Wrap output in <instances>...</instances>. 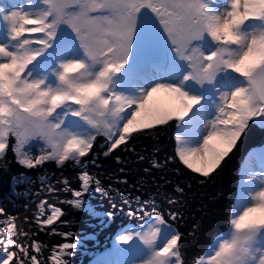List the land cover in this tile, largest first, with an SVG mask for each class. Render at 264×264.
<instances>
[{"label": "snow or ice", "instance_id": "6c2138e0", "mask_svg": "<svg viewBox=\"0 0 264 264\" xmlns=\"http://www.w3.org/2000/svg\"><path fill=\"white\" fill-rule=\"evenodd\" d=\"M160 126H174L173 155L153 158L151 167L176 161L200 184L218 173L250 127L264 129V0H22L0 6V171L12 162L41 169L35 178L13 174L10 193L0 198V264H69L65 257L79 240L69 242L74 233L59 231L57 225L68 221L49 198L69 193L72 198L59 203L111 221L113 212H95L84 196L119 189L104 188L89 167L99 168L101 155L123 163L115 153L135 154L136 137ZM66 168L75 171L78 187ZM19 185L27 187L19 192ZM174 191L184 189L177 184ZM128 195L141 207H129L126 215L139 222L122 226L95 264H188L189 245L175 226L182 213L149 211L142 195ZM20 197L23 205L15 202ZM2 199L31 211L22 217L28 229ZM164 199L179 203L171 195ZM199 228L194 224L189 235ZM40 233L62 242L49 246L37 239ZM191 264H264V147L248 152L240 166L227 230Z\"/></svg>", "mask_w": 264, "mask_h": 264}, {"label": "water", "instance_id": "95a60500", "mask_svg": "<svg viewBox=\"0 0 264 264\" xmlns=\"http://www.w3.org/2000/svg\"><path fill=\"white\" fill-rule=\"evenodd\" d=\"M162 127L163 126H160L158 132L161 130ZM249 130L250 129L246 131V133L238 142V145L234 150H238L241 147L240 142L243 141V139H245L246 137L250 138L251 134L248 132ZM251 132L255 133L253 131ZM262 133L264 136V132ZM157 134L160 138V141L167 140L165 134L162 136L161 134L159 135V133ZM254 141L255 143H257L259 140H254ZM248 148H246L242 152L240 158L235 163L230 161V156L226 158V160L223 162L222 167L219 170L220 172L218 171V173L211 180L207 181L206 188L202 184L198 183L195 176L191 174V177L194 180L192 181L191 179V182L188 183V186L190 185L189 189L195 190V194L196 195L200 194L201 198L203 199L206 198L205 202L207 204L203 207L199 206L195 210H191V212L194 215L193 218L195 217L196 221L186 220L184 215H182L181 217L182 220L179 219L176 222V225H179L178 227H181L182 232H185L186 234L184 235V241L189 246L185 249V251L189 250L192 253L196 251L192 259L195 256H198L201 250L203 249V247L207 246V244L212 240V238L214 237V233L212 231L214 226L216 228L220 227L222 231L228 228V219L231 210V204L234 200L235 197L234 195H236V191H237L238 162L241 158L244 159L248 151ZM102 158L104 161L98 163L100 165V170H102V172L97 171V169L99 168L93 167L95 174H97L99 179L102 181V186L104 188H107L108 185H112L114 189H119V191L100 193L95 191V189H93V191L90 194H86L84 196V199L85 201L88 202V205L95 210V212H101V213L109 212V211L113 212L114 215L111 221L107 220V218H104L102 220L100 216L91 215L87 210H76L67 203H63V204L59 203L60 200L71 199L72 197L69 193L61 192L58 197L49 198L50 203H53L56 206L61 207V209L63 210L64 215L62 216L61 219L68 221L67 225H63V224L57 225L59 231L61 232L71 231L72 233H74V236L70 238L69 242H76L77 240H79L78 246L76 250H74L73 255L71 257H65L69 261V264H95V262L98 260L96 259V257L100 253L99 251L101 250L103 251L105 247L103 243H106L107 241V235L109 230L115 227L119 228L118 230H120L122 226L128 223V221L134 219V218L130 219L126 215V213L129 207L133 209H138L141 207V205L137 203L134 199H132L128 195L129 193H131L132 197H134L137 194L142 195L143 200L145 202L144 206L146 210L150 211L151 207H155L159 210V208L162 207V205H159V203L157 204L152 202V201H156L154 196L157 194L159 195V192L153 191V189L149 190V184H147V181L142 179L139 175H136L135 169H134V173H132L131 176V173H129L131 172V170L128 167L129 165L126 164V160H124L123 162V164H126V167H124V165L122 166V163H117L115 158L110 159L111 162L116 164L117 166L116 169L118 171L121 168L124 169V171L120 173L124 175L123 178H126L127 183L121 184L116 182L117 177L113 174V169L107 164L106 162L107 157H102ZM127 162H129V160H127ZM143 162L144 161H141L140 163ZM48 165L51 166V169L53 170L56 169L54 164H48ZM48 165H45L44 167H47ZM178 165L183 169V173L181 176L184 180V183H186L188 177L187 173L189 172V170H187L184 166H181L180 164ZM103 170H107L108 171L107 174ZM88 171H92V167H89ZM27 172L29 173V176L32 178H35L38 173L34 170H28ZM2 173L3 171H0V179L2 178ZM73 175L74 176H70L68 178L72 183V187L76 188L78 187V182L74 179L76 175L75 171ZM160 180L161 179L158 178L152 179V181H154L153 183L155 184H161ZM24 186H25L24 187L25 190L27 186L26 185ZM173 195L174 194H172L171 196ZM14 199L15 202L19 205H23L24 203H26V200L23 197L14 198ZM178 201H179L178 205L181 208L185 207L187 209L188 206L195 207V205L189 199H187L186 196L179 197ZM113 205H115V207H113ZM33 206L35 207L34 204L31 205L32 208H34ZM13 209H17L21 211L23 215L27 214L31 216V211L25 213L23 208L12 207L11 210ZM173 210H177V209L174 207ZM184 220L187 223H183L182 221ZM138 222L139 221L137 220L136 223ZM76 223L77 226L73 227L72 225ZM194 224H199L200 228L196 232L195 236H190L189 233L192 231V226ZM32 226L36 229V226L34 224ZM99 237L101 239H99ZM37 239L45 242L49 246L54 244H59L62 242V237H60L59 235L49 236L44 233H40V236L37 237ZM48 254L49 253L47 250H45V252L43 253L45 257H47Z\"/></svg>", "mask_w": 264, "mask_h": 264}, {"label": "rangeland", "instance_id": "374dc122", "mask_svg": "<svg viewBox=\"0 0 264 264\" xmlns=\"http://www.w3.org/2000/svg\"><path fill=\"white\" fill-rule=\"evenodd\" d=\"M21 2H22V0H0V6H3L4 8L7 9V8L13 6V5H18ZM261 130H263V129H261ZM173 131H174V126H172V127L163 126L159 132L157 131V133H159V135L161 134V136L164 135V134L166 135V139L167 140H163V141H160V138H159V136H158V134L156 132L151 133V134H149L147 136H137V137H139V139L136 138L134 141L136 143L140 144L142 149H137L135 154L134 153H130L129 156L126 159L123 158V160H126V161L129 160L128 163H130V165L132 164L133 167L129 168L131 170V172H129V173H131V176H132V171H134V169L137 170V167H141L140 164H137V163L134 162L133 157L141 155V154L144 155L145 159L143 160L144 162L142 164L147 165V166H145V168L150 169L149 172L151 173V175L155 174V179H157V178L161 179L160 180L161 184L153 183V185L149 188V190L153 189V191L159 192V195L157 194V195L154 196L156 201H152V202L153 203H157V204L159 203V205H162V207H160L159 210H164L166 208L171 207V206H169L167 204L166 200L164 199L165 195L174 194L173 196H175L178 200H179V197L186 196L187 199H189L195 205V207L188 206L187 209H186L185 207L181 208L178 204L172 205V206H174L178 211H180L182 213V215H184L186 220H189V221L194 220V221H196L195 217L193 218L194 215L191 212V210H195L197 207H199V206L203 207V206H205L207 204L205 202L206 198H204V199L201 198L200 194H198V195L195 194V190H193V189L190 190L189 189L188 183L191 182V179H192V181L194 180L191 177L190 171L188 173L186 172L188 174V177H187L186 183H184V180H183V178L181 176L182 173H183V169L178 165V163L176 161L168 162L166 167H164L162 169H157V168H152L151 167L150 161L153 158H155L158 161H165L167 156L173 155V145H174V141H173V138H172ZM169 132H170V134H169ZM248 132L251 134L250 139H249V137L248 138L246 137L245 139H243V141L240 142L241 143V145H240L241 147L238 150H233V152L230 154V161L231 162H233V163L237 162L238 159L240 158L242 152L246 148H248L250 146H253L254 143H255L254 140H257L258 136L260 135V133H252L250 130ZM170 137H171V139H170ZM140 141H141V143H140ZM102 142L103 141L101 139L99 141V143H102ZM135 148H137V147H135ZM154 148L159 149V151L153 152ZM95 150L97 152H99L100 151L99 146H97ZM8 156H9V158H11V156H12L11 152L8 153ZM102 157H103L102 155L98 157V163H101L103 161ZM242 159L243 158H241L239 160V162H238V168H239V163L242 162ZM137 161L139 162L140 160H138V158H137ZM48 164H51V163H47L45 165H48ZM123 165H124V167H126V164L122 163V166ZM173 166H174V168H173ZM45 168L49 172H58L57 169H55V170L51 169L50 165H48ZM27 171L28 170L20 167L15 162H12L10 164V166H9V170L7 172L3 171V173H2V178L0 179V198H2L4 196V194L10 193V184H11V179L10 178H11V176L13 174H17V173H20V172H26V175L29 176V173ZM34 171L40 172L41 169H39V168L38 169H34ZM97 171L101 172L100 167H99V169H97ZM185 171H186V169H185ZM89 172L90 173H95L93 167H92V171H89ZM142 172H143V169H142ZM135 173H136V171H135ZM73 174H74V171L71 168H66L64 170V175L67 176V177L74 176ZM142 179L147 181L146 177L142 178ZM150 179H151V177H150ZM238 180H239V176H237V185H238ZM150 183H152L151 180L147 181V184H150ZM177 184H179L181 187L184 188V192L182 194L176 193L174 191V188H175V186ZM186 185H187V187H186ZM202 185L206 188L207 182L202 184ZM24 187H25L24 185L17 186V191L21 192L22 190H24ZM2 203H3V205L8 206L9 210H11L12 207L10 206L8 199H2ZM174 207H171V208L173 209ZM10 212H11V214L13 216L20 217V219H18V221H17L18 224L23 225V227L25 229L29 228V225L27 226V224L22 219V217L24 215L22 214L21 211H19L17 209H13ZM136 221H137L136 219H132L131 221H128L127 224H136ZM182 222L183 223H187V222H185V220L182 221ZM72 226L76 227L77 223L73 224ZM175 226L178 228V230L181 233L186 235L185 232H182V228L178 227L179 225L175 224ZM118 229L119 228L115 227V228H111L110 230L116 231L115 234H117V232L119 231ZM31 230L32 231H36V229L32 225H31ZM226 230L222 231V229H220V227L216 228L214 226L212 231L214 233V236H216L217 234L225 232ZM39 236H40V234L37 237H39ZM205 248H206V246L203 247V249L201 250L200 254L204 251ZM194 253H196V251L193 252V253L191 251H189V250L186 251L185 259L188 261V264H191L192 257L194 255ZM96 259H98V258L96 257Z\"/></svg>", "mask_w": 264, "mask_h": 264}, {"label": "bare ground", "instance_id": "6f19581e", "mask_svg": "<svg viewBox=\"0 0 264 264\" xmlns=\"http://www.w3.org/2000/svg\"><path fill=\"white\" fill-rule=\"evenodd\" d=\"M136 138L139 139V137H136ZM140 143H141V141H140ZM133 144H134L135 147H137V148H135L136 150H137V149H142V148H141V145L138 144V143H136L135 141H133ZM130 153H131V152L117 151V152L115 153V155H117V154L122 155L121 157L124 158V159H126V158L129 156ZM108 158H109V160H108ZM110 159H114V156H109V157L106 158V162H107V164L113 169V174H114L117 178L123 177L124 175L121 174L120 171H118V170L116 169V167H117L116 164L113 163V162H111ZM133 160H134L135 163L141 165V167H137V170H135V171H136V174L139 175V176L142 177V178H145V177H146L147 181H150V180H151L152 183H150L151 185L149 184V188H150V187L153 185V181H152V179L155 178V174H152V175H151L150 172H145L144 169H145V166H147V165H144V164L140 163V161L138 162V161H137V156H134V157H133ZM103 161H104V160H103ZM126 164L129 165V166H128L129 168H130V167H133L132 164L130 165V163H128L127 161H126ZM141 168L143 169V172H142V169H141ZM103 171H104L106 174H107V172H108L107 170H103ZM101 172H102V170H101ZM132 173H134V171H132ZM106 174H105V175H106ZM150 177H151V179H150ZM115 232H116V231H114V230H110V231L108 232V235H107V241H106V243H103V245H105V247H104L103 251H102V250L99 251L100 253L97 255V258H98V259L101 258V257L103 256V254H104L106 251H108L109 249L112 248L113 243H114V241H115V236H116ZM99 239H101V238L99 237Z\"/></svg>", "mask_w": 264, "mask_h": 264}, {"label": "flooded vegetation", "instance_id": "af4514ba", "mask_svg": "<svg viewBox=\"0 0 264 264\" xmlns=\"http://www.w3.org/2000/svg\"><path fill=\"white\" fill-rule=\"evenodd\" d=\"M251 131H253V132H255V133H260V135L258 136V139L257 140H259L257 143H255L253 146H250L249 148H248V151H247V153H246V155L248 154V152H250V151H253V150H256V151H259V149H261L262 147H264V138H262V137H264L263 136V133L262 132H264V130H261L259 127H256V126H252V127H250L249 128ZM251 136V135H250ZM250 139V138H249ZM245 155V156H246ZM245 158V157H244ZM244 162V159L242 160V162H240L239 163V168H238V176H239V171H240V166H241V164ZM237 192V191H236Z\"/></svg>", "mask_w": 264, "mask_h": 264}]
</instances>
